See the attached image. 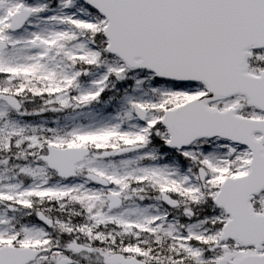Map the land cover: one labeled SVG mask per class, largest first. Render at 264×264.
<instances>
[{
	"label": "snow or ice",
	"instance_id": "1",
	"mask_svg": "<svg viewBox=\"0 0 264 264\" xmlns=\"http://www.w3.org/2000/svg\"><path fill=\"white\" fill-rule=\"evenodd\" d=\"M0 264H264V0H0Z\"/></svg>",
	"mask_w": 264,
	"mask_h": 264
}]
</instances>
